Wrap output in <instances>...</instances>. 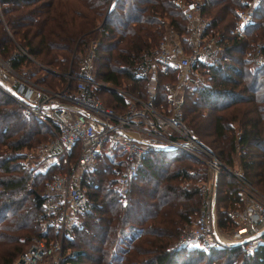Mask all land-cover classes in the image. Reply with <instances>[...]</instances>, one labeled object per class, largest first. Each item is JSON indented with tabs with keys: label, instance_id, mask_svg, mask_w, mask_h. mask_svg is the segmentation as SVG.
<instances>
[{
	"label": "trees",
	"instance_id": "16d2710c",
	"mask_svg": "<svg viewBox=\"0 0 264 264\" xmlns=\"http://www.w3.org/2000/svg\"><path fill=\"white\" fill-rule=\"evenodd\" d=\"M246 1L201 0L198 15L206 20L205 32L219 39L220 56L213 64L199 63L205 82L184 88L178 107L181 119L215 155L232 166V155L237 154L243 177L263 183L264 65H252L251 57L244 56L258 44L264 55V43L254 44L264 34V0L256 1L252 22L238 32L236 10ZM0 10L16 40L8 36L0 19V54L15 69L29 65L28 78L48 70L27 55L63 73L74 72L76 66L78 73L80 62L92 52L96 79L112 86L126 82L127 89L144 99L147 71H136L144 53L167 32L182 39L189 33L182 8L171 0H0ZM167 74L158 73L154 105L171 103L164 79L176 78L173 72ZM34 80L42 82L43 77ZM103 89L123 103L122 95ZM49 135L45 124L0 92V242L13 244L1 252L2 264H12L32 235L43 237L38 229L45 219L46 177L23 161V149L46 143ZM202 167L183 152L149 151L126 189L119 191L111 164L100 163L88 176L89 199L80 223L71 227V238L66 240V248L76 252L66 263L233 264L240 257L242 264H264V243L251 254L243 246L209 253L175 247L182 227L191 225L204 206ZM234 177L221 172L215 179L216 205L231 208L240 202ZM217 215L218 228L234 225L227 211L217 209Z\"/></svg>",
	"mask_w": 264,
	"mask_h": 264
},
{
	"label": "built area",
	"instance_id": "2783aa9c",
	"mask_svg": "<svg viewBox=\"0 0 264 264\" xmlns=\"http://www.w3.org/2000/svg\"><path fill=\"white\" fill-rule=\"evenodd\" d=\"M171 1L182 8L187 21L189 37L184 39L187 41V48L176 39L177 35L170 32L154 49L144 53L136 71H147V101L138 98L139 96H134L131 101L130 97L124 96L127 98V110L124 112L116 111L99 98V90L108 88V83L94 77L92 52L80 62L78 73H72L70 70L62 73L64 80L60 87L55 89L32 82L0 58V87L25 114L42 121L53 133V137L45 143L40 152V160L32 162L36 159L32 152L31 157L27 158L30 161L28 166L35 172L46 171L55 164L57 158L66 161L68 155L74 151V172L78 167L81 172L86 173L96 167L104 146L120 147L122 151L124 170L117 177L120 186L128 184L136 175L143 157L149 151H178L193 157V153L198 150L204 155L197 157L206 164L210 163L216 173L219 166H223L218 157L201 143L195 130L181 119L180 111L175 109L180 101L175 96L170 98V107L173 109L171 115L160 114L153 109L152 101L160 71L167 74L175 70L176 81L186 83L195 75L199 63L213 64L221 51L219 39L205 32L206 21L199 17L198 13L195 15L201 8V0ZM244 4L245 7L236 10L238 32L252 22L251 2L246 1ZM251 59L258 64H264L261 45L256 46ZM165 86L170 89L167 83ZM41 160L44 161L45 168L36 169L35 166ZM235 176L239 184L238 193L243 195L246 202V225L235 230L231 240L221 237L216 227L212 196L209 207L201 212L195 224L180 236V246L197 247L209 253L224 245H240L252 253L264 243V195L260 199L256 198L253 195L255 189L241 173H235ZM81 178L82 174H79L77 185L76 177L74 184L69 173H52L44 182L45 227L53 230L54 234L59 231L64 238L69 236L71 230L64 229L66 220H71L76 212L83 211L87 205L85 192L78 188ZM245 221L241 222L245 224ZM74 225L76 224L70 226ZM42 234L41 239L32 240L14 264H67L66 261L76 255L74 250L63 245L61 238L46 240V234Z\"/></svg>",
	"mask_w": 264,
	"mask_h": 264
},
{
	"label": "rangeland",
	"instance_id": "374dc122",
	"mask_svg": "<svg viewBox=\"0 0 264 264\" xmlns=\"http://www.w3.org/2000/svg\"><path fill=\"white\" fill-rule=\"evenodd\" d=\"M249 2H251V5L252 8H253V5L256 3L257 0H248ZM239 9V8H238ZM198 12L195 13V15L197 14ZM0 19L2 20V26L3 28L6 30V32L8 33V36H10V38L16 42L14 36L12 35L11 31L9 30L7 24L5 23L4 21V17L2 15V12L0 10ZM205 20V18H202ZM206 21V20H205ZM168 34V32L166 33ZM186 37L188 38L189 36L188 35H185V37L183 36L184 39H186ZM192 37V36H191ZM178 41H180V43L185 47L187 48V41L182 39L181 36H179L178 38H176ZM258 43H264V34L262 35V37H260L258 39V41L256 40L254 42V44H257ZM251 53V50L247 49L246 53H245V56L246 58H252L253 57V54L255 53V49L252 51V54L250 55ZM90 54V53H89ZM263 54V53H262ZM88 55V54H87ZM86 55V56H87ZM248 55L250 57H248ZM29 57V59L31 61H33L34 63H36L37 65H39L40 67H43L42 69H46L48 71H50L49 69H51L50 73L48 71H44V70H39L37 72H34L33 76L31 78H28L25 74V72L27 71L29 65H26V64H23L22 65V68L21 69H18V68H14V70L20 74V75H23L25 77H27L28 79H30L32 82L34 83H37V84H40L48 89H55L57 87H60L61 83L63 82L62 80H64V77L61 75L63 72L62 70H60L59 68L55 67V68H50L42 63H40L38 60H36L32 55H27ZM0 58L4 61H7V59H5L1 54H0ZM250 62H252V65H262V64H258L256 63V61L254 60H251ZM76 65V64H75ZM264 65V64H263ZM13 68V67H12ZM70 68V67H69ZM74 70L76 71V66L73 67ZM94 69H95V66L93 65L92 66V71L94 72ZM69 71V70H68ZM66 71V72H68ZM71 71V70H70ZM74 71V72H75ZM72 73H74L73 71H71ZM173 72V74L176 75V72L175 70H172L171 73ZM56 76H54V75ZM170 74V73H169ZM168 75V74H167ZM58 76H60L58 78ZM38 77H43V81L40 82V81H37V80H34ZM194 78L190 79L188 82L186 83H178L175 79L172 81L171 79H164V81H166L167 85L170 87V89H167V95H166V98L167 100H169L170 98H172L171 96H175L177 98L178 101L181 102L182 100V94H183V91H184V88H186L187 86L189 85H193L194 83H200V82H205V76L200 73V71H198V68L196 69L195 71V75L193 76ZM126 83V82H125ZM125 83L122 84V85H119V86H112V84L108 83V89L111 88L115 93H117L118 95L121 94L123 95V103H118L119 100H115L114 97L112 96V92H109L107 91L106 89H103L101 88L98 92L99 94V98L103 101V97L105 98L106 102H110V104H115L116 107H113L111 105L106 104L105 101L104 104L108 105V106H111L113 108L116 109V111L118 112H124L127 110V98H125L124 96L126 97H130L131 98V101L132 99H134V96L142 99L143 101H147V98H142L140 97V95H138L136 92V90L134 91L132 88L130 89H127L128 87L125 86ZM130 90V91H129ZM0 92L7 96L8 95L3 91V89L0 87ZM102 95V97H101ZM109 99V100H107ZM166 100V99H165ZM18 105V104H17ZM154 105V104H153ZM153 109L158 113L160 114H165L167 116L171 115V112H172V107H170V102L169 103H164V102H161L158 106L157 105H154L153 106ZM175 109H178L180 112H181V108L180 107H176ZM39 120V119H38ZM186 121V120H185ZM42 122V121H41ZM43 123V122H42ZM44 124V123H43ZM46 126V125H45ZM190 126V125H189ZM191 127V126H190ZM47 130L50 132V135H49V139H51L53 137V133L50 129L47 128ZM182 130V129H181ZM196 132V130H195ZM179 133V132H178ZM237 133V132H236ZM197 134V132H196ZM197 137L198 139L201 141V143L203 144L200 136L197 134ZM48 142V141H47ZM46 142V143H47ZM45 145L44 142H40L39 145H36L35 147H31L30 149H23L24 151V160L27 165L29 164L30 165V161L27 160L28 157H31L30 156V152H32L34 154V160L33 161H37V160H40L39 159V156L41 155L40 152L43 148V146ZM204 145V144H203ZM206 145V144H205ZM204 145V146H205ZM207 146V145H206ZM205 146V147H206ZM115 146H104L102 148V152L101 154L98 156V159H97V164H96V167L93 168L92 170H89V171H86L85 172H81L80 169L77 167L75 172H74V167H75V159H76V156H75V153L74 151H72V153L70 155H68V157L66 158V161L63 160V158H57V161L55 162V164L51 165L46 171L44 172H40L41 174H43L46 178L44 180V182L48 179V177L53 173L55 174H59V175H67V173H69L70 175V179L71 181L74 183V178L76 177V184H77V177L79 174H82V178L79 182V186L78 188H80V190L84 191L85 194H86V197L88 198V195L86 193V190L88 189V187L86 186V182L88 181V176H92L94 175L97 167L100 166V163H104L105 165H107L108 163L111 164V168L113 169L114 171V174H113V177L114 178V185L115 187L119 190V191H124L126 189V187L128 186V184H126L125 186H120L117 182V177L118 175H120L119 173H121L123 170H124V165H123V161H122V151L120 149V147H117V148H114ZM195 149V148H194ZM207 149H209L211 152L215 153L214 151H212L208 146H207ZM162 152V151H160ZM199 152V153H198ZM205 152V151H204ZM194 158H196L200 163L201 165L203 166L202 168H204V172L206 174V178L201 182L200 181V184L202 185V188H203V192H204V196H203V202H204V206L201 207L200 209V213L201 212H204L205 209H207L209 207V204L211 203V197L213 196V203H214V214H215V222L217 221V218H218V215H217V209H222V211H227L229 213V216H231L233 218V226L232 224H228V225H225L224 228H218V231L220 232V234L222 235L221 237H224V239L226 240H231V235L233 234V232L235 230H238L240 229L241 227L245 226L246 225V221H245V207H246V202H245V199L243 197V195L239 194V198H240V202L235 205L234 207H231V208H228L226 205H222L220 204L218 206V204L216 205L215 204V183H214V178H217V176L221 173V172H226V173H231L233 175H235V173H241V175L243 176V171H242V167H241V164H240V161H239V156L237 154H234L232 155V166H228L224 160L221 158V157H218V159L220 160L219 162L222 163L223 166H219L218 168V172L216 173L215 172V169L211 166L210 163H205L201 158H198L197 155H200V157H202V155H204L203 152H200V151H195L194 153ZM196 156V157H195ZM144 158V157H143ZM26 159V160H25ZM44 161H38L37 165L35 166V168L39 169H43L45 168V164L43 163ZM107 163V164H106ZM192 165H196L195 163H193L191 161ZM210 166H209V165ZM197 167H201L199 165H196ZM31 167V166H30ZM206 170V171H205ZM237 181V177L235 176L234 177ZM133 179V178H132ZM131 179V180H132ZM130 180V181H131ZM248 181V180H247ZM44 182H43V193L46 192L44 190ZM249 182V181H248ZM250 185L255 189V192H253V195L260 199L262 195H264V182H249ZM75 184V183H74ZM78 185V184H77ZM239 184L237 183V186ZM246 186V185H245ZM247 187V186H246ZM248 189V187H247ZM239 190V189H238ZM212 192H213V195H212ZM46 199V197L44 198ZM89 199V198H88ZM88 201V200H87ZM44 203L42 205V209H45L44 208ZM199 213V212H198ZM195 217L196 214H194V216L192 217V220H191V225L188 226V224H185L183 227H182V231L179 233L176 241L174 242L175 244V247H178V248H183V249H193L191 247H185V246H180V243H179V239H180V236L184 235L192 225L195 224V221H196V218L198 217V215ZM81 214H82V211L81 212H76V215L72 217L71 220L67 219L66 222H65V226H64V229H66V231L72 229L70 225H72L73 223H75L76 225H78L80 223V220H81ZM195 217V219H194ZM69 220V221H68ZM46 221V218L41 222L40 224V228L38 229L39 230V234L44 232L46 235V240H50V239H57L59 240L61 238L62 242H63V245L66 247V238H71V235H70V232H69V236H65L62 237L60 232L58 231L57 234H54L53 230H50L49 228H47V226L45 227V222ZM241 221H245V224L242 223ZM189 223V224H190ZM76 225H74V227H76ZM41 239V237H39L38 235H32L22 246V250L23 252L26 250V248L28 247V245L32 242L33 239ZM11 242V241H9ZM13 244H6L5 241L4 243L3 242H0V257L2 256L1 255V252L6 249L7 247L11 246ZM235 246H240V245H224L223 247H235ZM185 247V248H184ZM221 247V248H223ZM72 249V248H71ZM195 249H199L197 247H195ZM246 251V250H245ZM22 252V253H23ZM247 254H251L249 252L246 251ZM21 254V253H20ZM20 254L14 259V261L12 262V264L16 263V261L19 259L20 257ZM242 259L237 258L233 264H242ZM0 264H2V262L0 261ZM201 264H204L203 262Z\"/></svg>",
	"mask_w": 264,
	"mask_h": 264
},
{
	"label": "crops",
	"instance_id": "0c3cea01",
	"mask_svg": "<svg viewBox=\"0 0 264 264\" xmlns=\"http://www.w3.org/2000/svg\"><path fill=\"white\" fill-rule=\"evenodd\" d=\"M113 3V2H112ZM237 23H238V21H236V23H235V29L237 28ZM109 89H111V88H109ZM169 152H171V151H169ZM174 152H176V151H174ZM216 179V178H215ZM215 179H214V183H215Z\"/></svg>",
	"mask_w": 264,
	"mask_h": 264
}]
</instances>
